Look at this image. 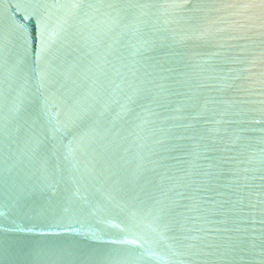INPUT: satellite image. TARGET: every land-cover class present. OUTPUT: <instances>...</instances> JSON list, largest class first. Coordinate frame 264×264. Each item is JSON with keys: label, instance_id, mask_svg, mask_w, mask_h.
<instances>
[{"label": "water", "instance_id": "95a60500", "mask_svg": "<svg viewBox=\"0 0 264 264\" xmlns=\"http://www.w3.org/2000/svg\"><path fill=\"white\" fill-rule=\"evenodd\" d=\"M0 264H264V0H0Z\"/></svg>", "mask_w": 264, "mask_h": 264}]
</instances>
